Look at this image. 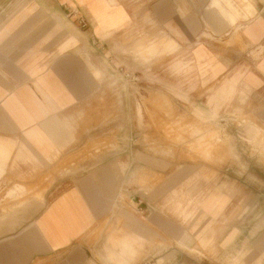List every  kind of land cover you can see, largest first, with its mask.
<instances>
[{
    "label": "crops",
    "instance_id": "crops-1",
    "mask_svg": "<svg viewBox=\"0 0 264 264\" xmlns=\"http://www.w3.org/2000/svg\"><path fill=\"white\" fill-rule=\"evenodd\" d=\"M152 77L200 127L264 123V0H0V264H263L243 185L135 139Z\"/></svg>",
    "mask_w": 264,
    "mask_h": 264
},
{
    "label": "rangeland",
    "instance_id": "rangeland-1",
    "mask_svg": "<svg viewBox=\"0 0 264 264\" xmlns=\"http://www.w3.org/2000/svg\"><path fill=\"white\" fill-rule=\"evenodd\" d=\"M156 42L157 35H153L150 46H157ZM149 57L150 72L156 73L159 54H149ZM149 83L151 91L148 104L150 109L154 108L155 111L146 110L144 116L150 125L148 128L135 129V139L144 138L148 148L154 152L157 151L160 141V147L166 156L182 154L196 166L203 164L204 166L198 169L204 173L207 170L205 165L210 167L215 182L220 174L224 176V183L229 177L231 189L237 184L243 185L245 192L238 193V197L241 201L239 205L245 203V207L234 208L231 213L244 216L249 224L257 223L255 230L264 234L263 119L245 109H235L223 116V123L200 127L190 114L168 111L171 108L170 103L154 96L152 89L157 87L156 77H152ZM119 100L121 102L120 98ZM143 101L147 104L145 98ZM139 103H142V100ZM164 105L166 111H157L158 106ZM133 116L135 121L140 122L143 119L138 113ZM262 263L264 264V260Z\"/></svg>",
    "mask_w": 264,
    "mask_h": 264
},
{
    "label": "built area",
    "instance_id": "built-area-1",
    "mask_svg": "<svg viewBox=\"0 0 264 264\" xmlns=\"http://www.w3.org/2000/svg\"><path fill=\"white\" fill-rule=\"evenodd\" d=\"M69 15L74 16L77 19V22L81 27H86L88 25V21H87L86 17L82 16L78 9H72ZM136 211L140 214L145 213L146 208L144 207L143 201H141V200L137 201Z\"/></svg>",
    "mask_w": 264,
    "mask_h": 264
}]
</instances>
